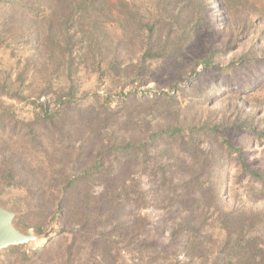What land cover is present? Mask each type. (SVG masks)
Returning <instances> with one entry per match:
<instances>
[{"label": "rangeland", "instance_id": "374dc122", "mask_svg": "<svg viewBox=\"0 0 264 264\" xmlns=\"http://www.w3.org/2000/svg\"><path fill=\"white\" fill-rule=\"evenodd\" d=\"M210 1L205 11H197L192 2V9L184 11L193 17V27L197 20L211 21L209 27L193 30L186 60L154 67L143 86L129 82L123 91L136 87L138 93L129 100L118 95L110 99L114 121L97 115L96 109H70L53 126L37 121L30 101L51 77L55 88L63 82V55L49 60L42 43L36 48L34 38L46 27L41 18L29 24L23 7L0 0V96L16 101L0 113V200L19 210V223L27 229L43 234L55 223L58 227L48 245L20 251L47 246L44 253L30 254L23 262L10 253L15 250L2 251L0 264H132L139 248L142 255L164 250L178 226L203 224L209 241L220 245L221 226L209 225L221 214L264 210V199L257 194L264 185L243 177L221 142L224 136L241 147L250 167L264 177V139L258 136L264 134V26L248 29L243 14L229 17L219 1ZM247 1L264 8V0ZM171 2L167 7L175 10L185 5L182 0ZM164 18L158 38L176 40L182 30ZM211 54L212 66H207L203 59ZM190 60L195 63L190 65ZM81 75L82 90L94 92L95 75ZM176 75L183 76L177 80V101L169 106L164 94L171 92ZM105 87L98 93L103 95ZM169 124L183 127L182 137L159 140L145 160L132 151L104 155L113 171L92 189L81 184L65 200L64 215L72 221L66 223L68 233L60 234L65 223L54 212L64 180L89 168L114 132L121 140L131 139ZM197 182L203 186L197 188ZM208 184L213 185L215 201ZM179 235L185 243L180 239L178 259L186 262L188 238Z\"/></svg>", "mask_w": 264, "mask_h": 264}, {"label": "trees", "instance_id": "16d2710c", "mask_svg": "<svg viewBox=\"0 0 264 264\" xmlns=\"http://www.w3.org/2000/svg\"><path fill=\"white\" fill-rule=\"evenodd\" d=\"M182 1L185 5L180 10H175L167 7L172 3L171 0H13L16 7L24 8L25 20H29V24L34 18H41L46 23L42 34L34 38L36 48L42 43L49 60H53L57 54H62L65 64L63 82L55 88L54 76L51 77L39 96L30 101L35 108L37 121L54 126L56 119L63 117L70 109L74 111L96 109L97 115L104 114L110 122L114 121L108 105L113 96L118 95L124 100H129L138 93L136 87L123 91L129 82H137L143 86L144 79L152 73L154 67L165 64L164 62L185 61L188 46L193 39V30L200 25L208 27L211 25V21L205 19L197 20L193 27V17H189L184 12L192 9L191 2L194 3L197 11H205L210 7V0ZM217 1L227 16L236 17L238 14H243L247 18L248 29L264 26V8L257 9L247 0ZM164 2L167 5L161 7ZM56 13L62 16L58 18ZM163 18L169 20V26L178 25L179 31L182 30L176 40L167 37L161 41L158 38L161 30L159 26L161 23L163 25ZM132 26L137 30L132 31ZM213 54L203 59L207 66H212L210 57ZM194 63L195 60L189 61L190 65ZM89 73L96 78L94 92L82 90L81 87V74ZM182 76L176 75L170 85L171 92L164 94L169 106L177 101L180 86L177 80ZM104 85L106 92L101 95L97 90ZM117 86H120V91ZM169 106L166 108L167 111ZM144 124L148 125L146 120ZM183 130V127L169 124L141 137L121 140L114 132V135L111 134L105 139L104 149L98 151L93 164L64 180L61 199L54 212V215H59L65 223L60 234L68 233L66 223L72 221L69 215H64L65 200L71 197V193L75 194L81 184H86L92 189L99 182L102 183L106 177L108 178L113 171V166L104 162L106 153L115 155L118 152L132 151L142 155L145 160L148 158V149L159 140L176 141L182 137ZM258 136L264 139L263 133H258ZM221 142L225 147L226 155L235 158L238 162L241 175L264 185L263 174L250 167L241 147L234 145L224 136L221 137ZM9 176L14 179L13 176ZM196 184L197 188L203 186L199 182ZM207 187L215 201L213 185L208 184ZM140 192L144 200L145 193ZM257 194L260 199H264V188ZM216 225H220L224 232L220 245L209 241V235L204 232L203 224L178 226L179 228L172 232L170 242L164 250L147 251L144 256L141 254L142 249L139 248L136 252L140 255L138 254L137 257L136 254L133 255L136 258L132 264H191L194 261L201 264H264V210L227 211L209 225V228ZM183 233L188 238L186 245L189 250L187 257L189 262H181L178 259L177 250L181 246L179 241L185 243V238L179 235ZM208 245L211 246V250H206ZM47 248L45 246L27 253L15 250L10 253L17 254L20 260L26 262L30 259V254L44 253Z\"/></svg>", "mask_w": 264, "mask_h": 264}, {"label": "water", "instance_id": "95a60500", "mask_svg": "<svg viewBox=\"0 0 264 264\" xmlns=\"http://www.w3.org/2000/svg\"><path fill=\"white\" fill-rule=\"evenodd\" d=\"M16 101L7 95L0 96V113L5 106L10 107ZM3 181L0 180V192ZM21 214L16 207H11L0 200V252L19 250L27 251L39 247L41 243L47 244L58 231L57 224H53L43 234L27 229L20 225Z\"/></svg>", "mask_w": 264, "mask_h": 264}]
</instances>
